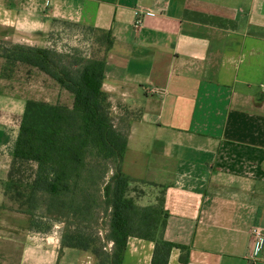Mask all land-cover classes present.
Returning a JSON list of instances; mask_svg holds the SVG:
<instances>
[{"label": "crops", "instance_id": "obj_1", "mask_svg": "<svg viewBox=\"0 0 264 264\" xmlns=\"http://www.w3.org/2000/svg\"><path fill=\"white\" fill-rule=\"evenodd\" d=\"M54 14L112 32L103 89L129 111L122 171L164 189L163 237L187 264H247L251 228L264 232V0H0V40L31 46ZM3 65L0 264H80L87 252L60 250L58 225L30 230L7 188L25 103L48 101L21 86L31 67ZM153 249L129 237L122 264H150ZM255 256L264 264V244Z\"/></svg>", "mask_w": 264, "mask_h": 264}, {"label": "trees", "instance_id": "obj_2", "mask_svg": "<svg viewBox=\"0 0 264 264\" xmlns=\"http://www.w3.org/2000/svg\"><path fill=\"white\" fill-rule=\"evenodd\" d=\"M87 28L100 34L101 57L71 62L68 54L52 48L0 43L3 74L15 64L36 68L73 97L71 106L26 101L7 188L29 216L30 230L62 229L60 250L95 253L98 225L104 222L105 238L112 243L104 264H122L129 237L154 243L150 264H167L174 248L187 264V247L163 237L168 216L164 189L156 204L140 205L128 195L135 182L122 171L128 129L115 123L103 89L106 53L114 37L110 30Z\"/></svg>", "mask_w": 264, "mask_h": 264}, {"label": "rangeland", "instance_id": "obj_3", "mask_svg": "<svg viewBox=\"0 0 264 264\" xmlns=\"http://www.w3.org/2000/svg\"><path fill=\"white\" fill-rule=\"evenodd\" d=\"M48 24V30L43 37L35 38L27 43L32 44L31 46L52 48L59 53L68 54V60L71 62L93 56H102L103 47L98 41L100 34L97 31L90 30L81 24L75 23L57 14L48 18ZM0 43L3 46L13 44L11 41L3 40H0ZM26 67L29 66L23 64L10 65V67L6 68L5 72H22L23 69L21 71V68ZM27 72L29 76L25 77L26 81L23 82V80H21L23 74L20 75V80L22 81L21 86L30 97L47 100L52 104L71 105L73 99L72 95L68 91L63 90L53 79L36 68L31 67ZM23 84H25V87ZM112 113L115 123L125 129L129 120V115H127L129 111L125 112L124 109L118 110V108H116ZM129 187L128 195L140 205L156 204L157 198L160 197V189L153 190L151 186L143 182H132ZM99 221L101 223V220ZM103 226H105L104 222H102V225H98V250L95 253L92 251H84L87 252L89 257L85 261L80 262V264H104L106 252L110 251L112 243L106 240L105 230L102 229ZM53 230H56L60 237L62 229L54 228Z\"/></svg>", "mask_w": 264, "mask_h": 264}, {"label": "built area", "instance_id": "obj_4", "mask_svg": "<svg viewBox=\"0 0 264 264\" xmlns=\"http://www.w3.org/2000/svg\"><path fill=\"white\" fill-rule=\"evenodd\" d=\"M254 248L247 256V264H257L258 259L255 256V252H258L264 244V232L262 229L253 227L250 231Z\"/></svg>", "mask_w": 264, "mask_h": 264}]
</instances>
